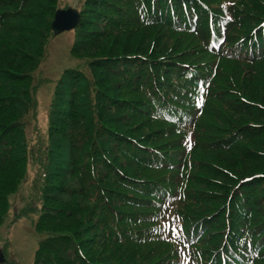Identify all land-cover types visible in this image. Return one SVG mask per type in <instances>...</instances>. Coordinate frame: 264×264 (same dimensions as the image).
I'll return each mask as SVG.
<instances>
[{
  "label": "rangeland",
  "instance_id": "1",
  "mask_svg": "<svg viewBox=\"0 0 264 264\" xmlns=\"http://www.w3.org/2000/svg\"><path fill=\"white\" fill-rule=\"evenodd\" d=\"M85 1L57 0L29 8L38 19L37 30L22 19L9 23L7 13L0 15V73L4 74H0V114L21 111L12 101L24 102L22 91H16L22 87L15 81L19 77L12 74L15 80H9L5 75L10 69H1L9 57L2 44L9 43L14 52L18 49L19 56L27 47L28 53L41 58L27 83L29 90L36 88L35 97L30 95L35 105L25 121H18L23 122V142L29 144L32 159L25 177L7 197L8 213L0 227V264H33L46 236L37 229V222L43 212L60 220L64 216L61 202L68 204L65 210L80 208L83 226L90 218L94 226L97 214L108 210L105 191L95 186L83 189L87 194L75 201L66 192L57 193L55 187L43 189L44 160L53 152L50 105L55 92H63L64 79L76 87L81 74L88 80L92 102L102 99L112 108L116 128L127 134L135 128V135L126 134L118 142L120 159L131 160L135 167L129 173L158 180L162 191L155 202L157 211L155 205L123 208L131 220L124 222L123 234L114 230L112 244L103 246L102 239L94 243L97 236L103 238L94 227L89 238L76 234L75 239L86 240L94 253L74 242L80 252L112 264H264V0H193L192 5L162 0L161 12L156 0L134 4L125 0L127 16L109 17L111 25L99 31L115 34L109 40L114 46L124 43L134 49L137 42L140 52L128 56L126 82L111 67L110 75L104 72L106 78H99L102 84L95 78L92 58L86 56L94 37L90 18L97 16L99 27L102 18L94 12L92 16ZM68 7L80 12L81 25L53 34L54 13ZM196 20L201 21L200 32L193 25ZM22 38L31 45L21 42ZM68 68L78 70V79L66 76ZM110 83L114 91L106 87ZM10 92L16 95L12 101L2 99ZM79 128L70 126L74 131ZM157 129L156 137L166 145L150 147L152 152L147 149L145 154L140 144L153 140L147 134ZM134 143L140 148L134 149ZM253 170L260 184L244 183L250 178L234 175ZM64 182L65 187H74L72 179ZM45 199L58 202L52 205L57 208L47 207ZM64 228L65 223L59 232H65Z\"/></svg>",
  "mask_w": 264,
  "mask_h": 264
},
{
  "label": "trees",
  "instance_id": "2",
  "mask_svg": "<svg viewBox=\"0 0 264 264\" xmlns=\"http://www.w3.org/2000/svg\"><path fill=\"white\" fill-rule=\"evenodd\" d=\"M56 1L57 0H0V9H5L0 12V15L2 13H7L9 23L14 20L17 21L18 19H22L31 29H40L37 17L33 15V11L30 14L28 9H34L36 7L39 9V7L42 8L48 5V3L54 2L56 4ZM129 1L134 4L139 0ZM159 1L162 0H156L155 6L158 7V12L159 10L161 12L162 4ZM181 1L188 5L193 4V0ZM251 1L254 3L259 0ZM85 4L92 11V16L94 12L98 13L99 18H102V27L96 25L97 16L96 18L94 16L90 18L89 24L93 27L92 31H94V34L92 35H94V37L89 41L90 45L86 50L88 52L86 56L92 58L91 66L94 69L95 78L101 83L102 81H100L99 78L105 77L104 72L110 75V68L113 67V69L116 70H113V73L120 78L121 82H126L129 78L130 69H125L124 65L131 63L128 61V56L139 54L140 50L136 48L137 42H135L136 46H133L134 49H130L129 46L124 43H118L114 46L109 40H111V37L115 36V34H104L99 31L100 29L101 31L103 29V31H105L107 27L111 25L109 17L118 19L127 16L126 1L86 0ZM139 9L140 8H137L138 11ZM154 11L158 13L157 8ZM160 18L161 16H159V19ZM80 25L81 21L79 26ZM6 26H4V28ZM116 28L121 29L120 26H116ZM130 36L132 35H129V37ZM24 39L25 38H22L20 41L28 46L31 45L28 40ZM9 40L11 39H8V41ZM36 44H38V42H36ZM36 44L33 45V48H35ZM2 45V50H5L9 57L7 58L6 64L3 65L1 69L4 67H7L6 70L10 69L5 75L9 80H15L12 74L19 77L15 81H20L22 87L19 89L17 88L16 91H22L24 102L18 99L12 101L13 96H16L13 92L9 93L10 96L2 98L7 99L6 101L9 102L12 101L18 108L23 110V114L22 110H10L5 114H0V227L8 213L9 204L7 203V197L15 191V187L19 181L25 177L27 171L26 166L32 159L30 154H28L30 153V146H27L29 149L27 152L26 145H29L27 139V144L23 142V122L18 121H22L23 119L25 121L29 110L35 105L36 99L30 97V95L35 97V89L31 87L29 90L27 88V83L29 80H32V72L39 66L41 59L37 58V56L32 53H28L27 50L30 49L27 47H24V49H26L25 52L21 51L24 56H19L18 49L14 52L13 49L10 48L9 43ZM74 50L72 52L76 55ZM11 61H16L17 64ZM8 65L12 69L9 68ZM77 72L78 70H74L73 68L65 70V74L68 78L77 77L78 79L79 73L77 74ZM0 74L4 75L2 73ZM142 74L144 77L147 76L144 72ZM80 76L81 79L78 81L76 87H72V85L68 86V82L72 84L73 82L69 79H64L65 82H63L64 84L61 86V89H63L61 91L63 92H55V97L50 105L52 106V122L49 131V148L51 149L52 146L53 152L51 156L47 154L46 161L44 160L46 173H42V177L44 178L43 189L46 190L45 186L55 187L57 193L66 192V196L75 201L87 194L81 192L84 191L83 189L90 190L95 186L105 191V198L108 201L106 203V208L108 210H105V214L103 215L97 214V220L94 226L91 218L89 220L90 223L86 222L83 226L81 223L84 219L79 210L80 208L65 210L64 207L68 204L64 205L62 204L63 202L58 199L61 202L59 209H64V216H61V219L58 220L57 217L51 218V216L47 215L45 212L41 214L40 220L37 222V229L39 231H45L46 236L35 252L33 264H112L108 260H102L100 262L88 258L86 255L84 256L74 242H77L80 247L84 245L90 255H93L94 252L87 242H84L86 240L80 241L79 239H75V235L80 233L81 235L79 237L89 238L90 231L92 227H94L95 231L98 229V234L103 236V238L97 236L93 241L94 243L97 242L98 244V239H102L103 246L110 243L112 244L110 240L114 237V230L118 229L120 235L123 234L124 222L131 220L130 212L123 210V208H143L148 207V205H155L153 207L155 211H157L158 208L155 202H159L161 199L159 196V193L162 191L159 189V185L162 184L161 182L155 179L139 178L129 173L135 167H133L131 160H126L124 158L120 159L122 152L120 153L118 150V142L124 141L125 138L123 137L127 133L116 128L118 123L115 121L116 117L107 101L104 102L101 99L96 103L92 102L87 93L88 80L82 74ZM139 76L140 75L136 77ZM106 87L114 91L111 83ZM74 89L76 90L74 91ZM17 93L19 94V92ZM25 100H27V102H25ZM67 119L69 121H67ZM70 126L80 128L74 131L70 129ZM134 129L135 128H131L133 133L127 135H135ZM159 130L160 129H157L147 134L153 140H150L148 143L143 141L142 144H140L144 146L143 152L145 154H147L146 150L150 147L157 148L166 145V143L159 142L161 139L160 137H156L155 133ZM25 136L27 138V134H25ZM133 139L139 140L140 138ZM133 147L136 150L140 148V146L135 143ZM148 152H152V150L148 149ZM31 153H34V151L31 150ZM257 153L261 154L260 152ZM147 157L153 158V155ZM254 170L250 171V174L238 175L235 173L234 175L241 180L250 178L249 181L244 183L251 185L257 182L256 184H260L261 178L255 177L258 173ZM66 178L72 179L74 187H65L64 180ZM245 187L247 186L245 185ZM146 190L149 191V193ZM55 203L58 202L45 199V205L47 207L57 208L52 206ZM108 215L110 218H108ZM64 223L66 224V228H64L66 229L65 232H59L60 226ZM74 252H77L79 256Z\"/></svg>",
  "mask_w": 264,
  "mask_h": 264
},
{
  "label": "water",
  "instance_id": "3",
  "mask_svg": "<svg viewBox=\"0 0 264 264\" xmlns=\"http://www.w3.org/2000/svg\"><path fill=\"white\" fill-rule=\"evenodd\" d=\"M79 18V13L72 8L67 10H58L55 14L52 28L56 34L65 30L73 29L78 25Z\"/></svg>",
  "mask_w": 264,
  "mask_h": 264
}]
</instances>
